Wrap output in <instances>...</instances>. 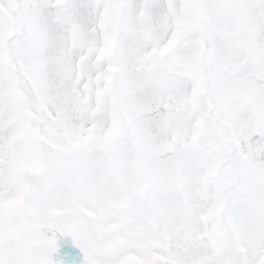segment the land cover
<instances>
[{
    "label": "snow or ice",
    "instance_id": "snow-or-ice-1",
    "mask_svg": "<svg viewBox=\"0 0 264 264\" xmlns=\"http://www.w3.org/2000/svg\"><path fill=\"white\" fill-rule=\"evenodd\" d=\"M0 264H264V0H0Z\"/></svg>",
    "mask_w": 264,
    "mask_h": 264
}]
</instances>
